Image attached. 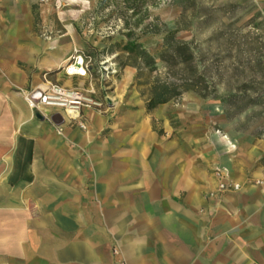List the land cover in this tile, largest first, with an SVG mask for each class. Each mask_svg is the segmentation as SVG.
<instances>
[{"label": "crops", "instance_id": "obj_1", "mask_svg": "<svg viewBox=\"0 0 264 264\" xmlns=\"http://www.w3.org/2000/svg\"><path fill=\"white\" fill-rule=\"evenodd\" d=\"M18 4L0 0V264H264V186L250 183L263 145L174 128L167 103L145 109L131 67L106 111L81 109L86 129L30 108L47 82L88 81L56 70L70 44L45 55ZM216 171L241 190L210 195Z\"/></svg>", "mask_w": 264, "mask_h": 264}, {"label": "rangeland", "instance_id": "obj_2", "mask_svg": "<svg viewBox=\"0 0 264 264\" xmlns=\"http://www.w3.org/2000/svg\"><path fill=\"white\" fill-rule=\"evenodd\" d=\"M14 2L19 3L17 8L27 10L29 38L44 42L45 55L70 44L68 55L56 70L70 76L64 69L77 48L89 60L93 80L99 77L103 65H110L117 69L114 85L123 69L131 67L134 78L130 87L136 90V68L122 67L123 62H128L121 51L126 33L131 30L135 39L154 52L160 49L165 30H175L178 38L194 47L201 59L199 68L205 67L215 92L202 97L187 90L167 102L170 124L178 128L184 121L189 129L227 135L240 146L264 147V0ZM155 30L158 32L153 33ZM158 66L162 69L160 63ZM39 71L34 66L30 74ZM52 72L44 69L42 75L49 77ZM161 125L160 119H154V126L162 130Z\"/></svg>", "mask_w": 264, "mask_h": 264}, {"label": "trees", "instance_id": "obj_3", "mask_svg": "<svg viewBox=\"0 0 264 264\" xmlns=\"http://www.w3.org/2000/svg\"><path fill=\"white\" fill-rule=\"evenodd\" d=\"M132 11L136 13L135 8ZM132 34L131 30L126 33L127 40L121 46L128 61L123 62L122 67L131 65L136 68L135 84L147 111L177 99L187 90L198 92L202 97L214 94L215 89L209 85L205 67L203 70L199 68L201 59L194 47L178 38L175 30H165L160 49L154 52ZM159 63L162 69H159Z\"/></svg>", "mask_w": 264, "mask_h": 264}, {"label": "built area", "instance_id": "obj_4", "mask_svg": "<svg viewBox=\"0 0 264 264\" xmlns=\"http://www.w3.org/2000/svg\"><path fill=\"white\" fill-rule=\"evenodd\" d=\"M64 71L66 75L87 77L89 79L88 87H67L57 82H47L26 94L27 103L32 109L39 110L41 107L61 109L65 112L68 122L76 124L81 129H86V119L82 115L81 109L94 108L106 111L109 108L112 102L110 90L117 69L110 65H103L99 77L93 80L89 71V60L75 48L67 60ZM56 130L61 133L63 128L58 124ZM216 174L220 180L210 195L215 196L241 190L242 184L240 182L224 179L219 171H216ZM250 183L264 186V166L257 176L250 178ZM112 252L114 255L119 254L116 247L112 248ZM114 264H126V262L122 257L117 256Z\"/></svg>", "mask_w": 264, "mask_h": 264}]
</instances>
